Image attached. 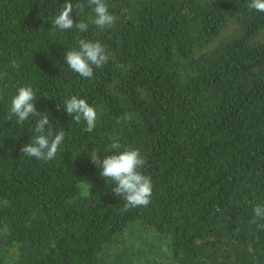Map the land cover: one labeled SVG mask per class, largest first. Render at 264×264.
<instances>
[{"label":"trees","instance_id":"1","mask_svg":"<svg viewBox=\"0 0 264 264\" xmlns=\"http://www.w3.org/2000/svg\"><path fill=\"white\" fill-rule=\"evenodd\" d=\"M65 2L0 0V264H264L253 213L264 206V12L250 0H104L116 21L101 30L94 6L72 0L88 31L52 30ZM77 37L110 54L90 79L64 60ZM22 86L66 133L52 161L20 151L34 120L6 119ZM73 95L96 109L93 132L64 111ZM114 134L146 158L147 207L122 211L90 162L115 154Z\"/></svg>","mask_w":264,"mask_h":264},{"label":"clouds","instance_id":"2","mask_svg":"<svg viewBox=\"0 0 264 264\" xmlns=\"http://www.w3.org/2000/svg\"><path fill=\"white\" fill-rule=\"evenodd\" d=\"M90 7H93L95 18L91 21L98 29H104L112 26L116 17L109 13L108 6L104 0H87ZM249 9L258 12H264V0H250ZM84 4L77 2L73 4L72 0H66L61 5L59 14L53 19L52 30L59 29L61 31L71 30L75 28L80 33L88 31L89 25L83 20L74 23L72 18L73 11L79 15ZM78 49L73 48L66 51L64 60L66 65L80 78L90 79L94 74L95 68H102L107 64L110 54L106 53L105 47L97 42H92L84 38L77 37ZM15 65V61H13ZM37 94L31 86H22L12 96L10 101V110L7 113V120L15 117L18 125H23L26 121L34 120L33 135L30 143L24 145L20 151L24 156L35 158L39 161L49 162L56 158L60 146L62 145L66 133L63 130L55 131L49 120L48 112H40L36 108ZM60 105L58 109L60 110ZM64 111L72 122L79 125L84 121L86 126L83 131L91 133L97 127L98 114L93 106L82 98L73 95L64 101ZM129 119L128 116L123 118L124 121ZM117 124L121 123L118 118ZM109 145V152L115 154L107 155L103 159L100 158L99 152L93 151L90 156V162L101 169L100 176L111 187L112 192L125 200L122 211L147 207L152 196L151 177L142 174L140 169L146 164V158L142 156L140 150L128 148L121 151L122 145L119 137L113 135ZM82 195H89V186L80 185ZM254 217L264 219V206L256 205L253 209ZM256 223V219L252 220ZM264 228V225H260Z\"/></svg>","mask_w":264,"mask_h":264}]
</instances>
